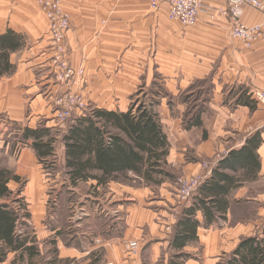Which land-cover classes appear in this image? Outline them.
Listing matches in <instances>:
<instances>
[{
	"label": "crops",
	"instance_id": "obj_1",
	"mask_svg": "<svg viewBox=\"0 0 264 264\" xmlns=\"http://www.w3.org/2000/svg\"><path fill=\"white\" fill-rule=\"evenodd\" d=\"M150 1L62 0L64 10L71 17L68 36L70 62L76 69L83 68L86 72V83L81 91L93 99L96 108L125 112L128 110L126 97L134 91L137 74L142 71L138 65L155 66L165 78L170 92L188 89L195 82L208 81L213 86V96L208 110L202 115L201 126L187 130L183 128L180 117L171 116L169 106L161 108L163 131L170 143L167 163L185 175H204V161L214 167L231 151L239 150L250 135L263 131V144L258 154L262 165L259 183L264 182V106L252 111L247 106L235 105V100L228 94L240 87L248 89L252 97L254 93L264 92V36L249 49L231 36L232 25L228 18L217 16L212 20L210 15L214 10L227 7L225 0H204L198 23L189 28L170 19L168 4L153 12ZM241 21L249 27L263 24L264 31L262 13L251 7L243 8ZM48 28L49 21L38 0H0V37L13 33L23 40L22 47L10 54L11 74L0 76V151L3 150L5 135L10 128L16 127L23 146L20 161H25L24 157L37 158L34 140L26 137L25 131L53 129V96L65 91L55 84L51 76L46 44ZM228 135L234 138H226ZM197 141L200 144L193 153L195 159L187 161L188 146L193 149ZM34 179L37 175H33L30 187L37 192L38 183ZM254 184L258 183H248L236 190L234 197H243L244 194L239 196L237 192L244 188L252 189ZM161 200L164 210L161 209L160 214L166 215L165 206L169 203L174 205L175 201L171 196H163ZM152 201L148 203L150 209L129 207L128 214L131 215L128 220L127 214L124 216L126 225L121 238L126 241L130 235H135L137 226L150 227L147 238L155 239L150 241L147 249L150 259L162 253L158 251L160 247L171 249L170 236L162 232L155 221L159 215L153 210V205L158 202ZM248 204L255 207L251 210L254 214L252 219L224 231L218 223L206 227L202 213H198L201 223L198 242L203 245L204 257L209 260L203 264H210V259L222 254L225 246L222 241H225L227 232L238 238L257 233L258 220L264 219V198L253 196ZM232 209L228 214L229 221ZM175 210L178 218L182 212L178 207ZM105 232L111 235L113 228H107ZM113 248L110 243L107 263L125 264L124 250L119 248L115 252ZM185 264L199 263L190 260Z\"/></svg>",
	"mask_w": 264,
	"mask_h": 264
},
{
	"label": "trees",
	"instance_id": "obj_2",
	"mask_svg": "<svg viewBox=\"0 0 264 264\" xmlns=\"http://www.w3.org/2000/svg\"><path fill=\"white\" fill-rule=\"evenodd\" d=\"M22 42V38L13 33L0 37V76L11 74L10 54L20 49ZM230 97L237 106L257 110V102L244 87L232 90ZM157 105L153 99L151 104L145 103L136 110L130 107L127 112L95 107L84 116L75 118L74 122L70 120L68 130L62 134L67 183L76 187L95 181L96 188H100L127 179L130 173L143 179L147 185H160L159 176L175 179L165 170L170 143L156 112ZM205 111L202 106L193 114L187 120L186 129L201 126ZM25 132L26 137L34 140L33 148L41 163L49 157L57 158L58 140L52 136V130L42 128ZM262 144L263 131H258L249 136L239 150L231 151L212 168L211 176L199 186L191 203L185 205L172 226L170 246L175 254L170 264H185L187 254L184 250L199 241V212L206 227L228 221L235 203L234 192L259 179L262 165L258 150ZM22 182L16 172L0 167V264L5 263L11 254L15 256L12 264H57L59 243L56 238L50 242L56 249L53 251L56 258L44 260L35 228L28 222L32 214L26 198L21 197ZM12 183L20 186L17 191L11 188ZM54 232L59 238L62 235L61 228L56 226ZM94 256H91L92 264H97L99 260ZM226 264H264V223L255 235L240 239Z\"/></svg>",
	"mask_w": 264,
	"mask_h": 264
},
{
	"label": "rangeland",
	"instance_id": "obj_3",
	"mask_svg": "<svg viewBox=\"0 0 264 264\" xmlns=\"http://www.w3.org/2000/svg\"><path fill=\"white\" fill-rule=\"evenodd\" d=\"M41 11L45 14L42 8ZM49 29L50 25L46 34V44H49ZM68 36L69 34L66 36V46L69 47ZM69 63L70 66L76 70V67L72 66L70 60ZM138 66L142 67V71L137 74L139 76L138 82L134 91L130 93L131 95L128 96V98L126 97L125 100L126 108L128 110L130 107L134 110L139 109L145 103L149 105L154 99V101L158 102V105L155 106L158 114L161 108H164L163 106H169L168 108L171 111V116L177 118L180 117L183 121V128L185 129L187 128V120L191 118L193 114L195 115L202 106H205L208 110L209 103L213 96V87L208 81H202L203 83L195 82L188 89L170 92L167 89L165 78L159 74L155 66ZM55 84L63 87L65 91L68 90L67 94L70 96L68 101L75 102L76 100L78 102L81 100L86 106H88L87 111L84 110L73 114L71 118V120L73 119L72 122L75 121V118L87 114L89 109L95 108V103L92 101L93 99H89V97L85 96L83 91L76 90L75 86L56 82ZM82 87L80 89H82ZM227 92H229L228 89ZM228 94L230 95L231 93ZM57 95L61 96V92H58ZM56 96H53V98L55 99ZM71 98L73 99L71 100ZM252 98L257 102V107L264 106L257 100L255 93ZM56 109L54 107V115ZM128 110H125V112ZM53 121L54 127L51 129V134L58 140L55 149L57 158H55V156L49 157L43 163H41L36 156L30 157L29 159L24 157L23 159L26 160L20 161V151L23 146L21 144L20 136L17 135L18 129L16 127L9 129V132L4 137L5 143L3 150L0 151V167L13 170L23 179V192L21 197H25L29 204V211L31 212L32 217L28 222H30L35 228L40 242L39 244H41L40 248L44 260L48 261L56 258L54 257L55 254L53 252L56 249L50 244V242L56 238L59 243L57 244V264H92L93 258H91V256H94L93 254H95L94 257L99 260L97 264H106L108 246L110 243L114 247L113 251L118 252L119 248L124 250L123 262H125V264H170L175 253L172 249L166 246L164 247L165 250L162 247L158 249V251H162L160 255L157 253L156 256L151 257V259L149 258L147 249L150 247V241L155 240L147 238L150 227L144 226L143 228L142 226L140 228L137 226L138 231H135L136 236L133 235L131 237L130 235L126 241L123 239L121 240L123 237L122 230L126 225V221L124 222V216L127 214V220L129 219L128 217L131 215L128 214L129 207L141 210L150 209L149 207L151 206H149L148 203L153 202L152 200L154 199V201L156 200L159 203L153 205L155 207L153 210L159 215L155 219L156 224L160 226L162 232L171 236L172 226L174 225L173 220L175 223L177 220L175 207H178L180 212L185 208V205L180 204L177 198V181L180 178H190L192 176L182 174L178 169L172 168L167 163L165 170L174 175L175 179L170 180L159 176L157 177V181L162 182L160 185H147L143 179L130 173L127 179H120L117 182H111L104 187L96 188L95 181L81 183L75 187L70 185V183H67L65 168L63 166L65 155L62 150V148L64 149V147H62V134L68 130V124L70 121L67 122L68 126H66L65 129H61L57 125V120L53 119ZM41 124L45 125L43 122ZM19 128L23 130V127L20 126ZM10 134H13V136L9 137ZM226 138H234V136L228 135ZM199 144L200 142L197 141L193 149L192 146H188L186 153L187 161H194L195 157L193 153L196 146ZM204 163L209 164L210 169L213 168L209 162L204 161L203 164ZM206 174L207 170L204 175ZM33 175H37V179H34V182L36 183L37 181L38 183L37 192L30 187L33 181ZM259 180L260 178L258 181L254 182L258 184H254L252 189L244 188L237 192L236 195L244 194L243 197H234L235 193L233 194L235 203L233 204L231 212L232 216L230 215L231 221L228 220V222L218 223V227L221 228L222 231L227 228L234 229L239 225L238 223L243 225L246 224V220L252 219L254 214L251 213V210L255 209V207L248 204V202L253 196H263L264 198V182L259 183ZM19 187L18 184H11V188L14 191H17ZM163 196H171L175 201L174 205L169 203V205L165 206V210L167 211L166 215L160 214V210H164V206L160 203V201H163L161 200ZM244 210H246V212L249 210L250 212L246 213ZM97 219L99 220L97 221ZM256 220L257 216L255 218V221ZM263 223V218L258 220L256 232ZM55 226L61 228L62 235L60 238L57 233H54ZM168 226L171 227V231L167 230ZM247 227L249 228V226ZM107 228H113L111 235L106 234L105 230ZM108 231L110 232L111 230ZM208 231H210V228ZM239 239L241 238L230 235L227 232V237L224 239L225 241H222V244L225 245L222 254L215 259H210V264H226L229 260L230 254L237 247L236 243L239 242ZM107 240H110V242ZM134 240L139 241L140 251L138 255L132 254L131 256V253L128 251L127 254L125 253L124 244ZM76 243L77 245H75ZM71 245L77 248H71ZM184 253L187 254V257L184 258L185 262L190 260H194L199 264H203L205 261L209 262L208 258L204 257V247L200 242H194L187 246ZM14 259L15 256L11 254L5 263L12 264ZM37 264H41V262H37Z\"/></svg>",
	"mask_w": 264,
	"mask_h": 264
},
{
	"label": "built area",
	"instance_id": "obj_4",
	"mask_svg": "<svg viewBox=\"0 0 264 264\" xmlns=\"http://www.w3.org/2000/svg\"><path fill=\"white\" fill-rule=\"evenodd\" d=\"M227 7L214 10L210 15L211 19L217 16L228 18L231 22L230 34L233 38L241 41L246 48L252 46L264 36L263 24L249 27L242 23L241 16L243 8L251 7L263 15L264 22V3L261 0H225ZM39 4L44 11L50 25L48 32V56L51 76L56 83H64L75 86L81 91L85 83L86 73L83 68L74 70L69 63L70 52L66 46V36L71 30V19L64 10L61 0H39ZM163 4H168L170 8L169 17L171 20L180 23L184 28L195 26L199 21V16L203 11L204 0H151L150 8L153 12H158ZM46 51V52H47ZM68 90L61 92V96H56L53 105L56 109L55 120L61 129H65L67 122L71 120L76 112L87 111L88 106L81 100L78 102L68 101L70 97ZM257 100L264 105V92L255 93ZM73 98H71L72 100ZM203 167L207 170L204 176H192L190 178H180L178 185V200L182 205L191 203V199L196 194L199 186L211 176L212 168L204 163ZM168 231L171 227L168 226ZM125 253L139 254V241H132L124 244Z\"/></svg>",
	"mask_w": 264,
	"mask_h": 264
}]
</instances>
